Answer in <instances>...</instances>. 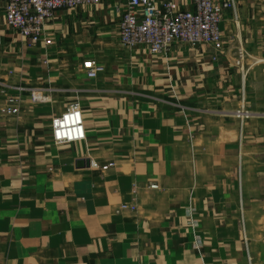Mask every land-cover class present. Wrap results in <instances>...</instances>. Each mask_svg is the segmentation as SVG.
Segmentation results:
<instances>
[{
	"label": "crops",
	"instance_id": "crops-1",
	"mask_svg": "<svg viewBox=\"0 0 264 264\" xmlns=\"http://www.w3.org/2000/svg\"><path fill=\"white\" fill-rule=\"evenodd\" d=\"M121 4L58 10L35 44L0 4V103L23 101L0 118V264H264V0L224 13L222 52L157 56L119 44ZM75 103L85 139L57 144Z\"/></svg>",
	"mask_w": 264,
	"mask_h": 264
},
{
	"label": "built area",
	"instance_id": "built-area-1",
	"mask_svg": "<svg viewBox=\"0 0 264 264\" xmlns=\"http://www.w3.org/2000/svg\"><path fill=\"white\" fill-rule=\"evenodd\" d=\"M101 0H0L4 22L8 29L29 41L37 43L46 25L53 19L54 13L61 9H76L93 6ZM183 0H121L123 12L117 27L119 44L129 50L145 49L157 56L169 50L172 45H184L191 48L209 46L216 52L224 49V39L220 30L226 11L236 18V0H190L192 10L183 9ZM246 54L237 50L236 66L242 67ZM86 77L95 79L96 68L91 62H85ZM2 85L0 118L19 115L22 98L8 95ZM23 91L22 88H16ZM42 90H30L31 103L43 102ZM51 133L55 143L67 144L85 139L84 123L79 105H69L59 116L51 121ZM113 167L108 163L102 167L105 171ZM157 189L156 185H150ZM126 206H122L125 209Z\"/></svg>",
	"mask_w": 264,
	"mask_h": 264
},
{
	"label": "rangeland",
	"instance_id": "rangeland-1",
	"mask_svg": "<svg viewBox=\"0 0 264 264\" xmlns=\"http://www.w3.org/2000/svg\"><path fill=\"white\" fill-rule=\"evenodd\" d=\"M244 61V60H243Z\"/></svg>",
	"mask_w": 264,
	"mask_h": 264
}]
</instances>
